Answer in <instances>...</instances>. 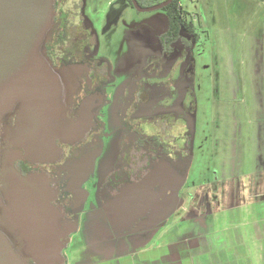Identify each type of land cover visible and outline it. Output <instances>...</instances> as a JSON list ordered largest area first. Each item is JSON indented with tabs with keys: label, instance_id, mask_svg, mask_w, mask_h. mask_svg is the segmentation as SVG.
<instances>
[{
	"label": "flooded vegetation",
	"instance_id": "flooded-vegetation-1",
	"mask_svg": "<svg viewBox=\"0 0 264 264\" xmlns=\"http://www.w3.org/2000/svg\"><path fill=\"white\" fill-rule=\"evenodd\" d=\"M135 1L139 5L143 0ZM126 7L137 11L131 0L53 2L54 16L43 53L60 81L61 112L66 120L79 123L77 128L83 129L80 135L72 140L55 139L49 156L39 161L13 138L17 109L0 124V168L7 159L21 176L36 174L48 180L52 190L49 203L61 216L59 264L70 261L67 250L73 254V250L85 249L106 258L136 248L170 214L181 211L177 220L183 222L191 214L196 195L190 186L187 192L184 188L191 167L192 56L202 45L203 33L197 20L194 23L188 18L185 6L170 3L161 8L167 15L165 27L145 29L133 37L134 67L113 69L101 54L98 29L105 32ZM259 80L247 93L253 114L259 117L253 134L261 150L264 77ZM237 119L236 130L220 142L222 149L230 148L229 178L235 176L239 164ZM214 130L216 133L217 126ZM225 164L219 161V169L213 168L212 177L201 179L200 186L216 179L217 173L224 177ZM254 164L261 166L263 157L255 156ZM158 168L162 169L159 177L150 185L156 199L150 201L148 209L144 213L130 210L120 217L122 220L110 222V202L124 187L139 183ZM83 217L86 230L80 231ZM129 217L133 220L125 223L123 219Z\"/></svg>",
	"mask_w": 264,
	"mask_h": 264
},
{
	"label": "water",
	"instance_id": "water-1",
	"mask_svg": "<svg viewBox=\"0 0 264 264\" xmlns=\"http://www.w3.org/2000/svg\"><path fill=\"white\" fill-rule=\"evenodd\" d=\"M131 1L137 11L146 12L173 0L150 7ZM53 2L0 0V124L17 109L13 138L39 161L49 156L55 139L72 140L83 131L77 128L79 123L64 118L60 81L43 53L54 16ZM161 170L121 190L110 202V222L122 220L130 210L144 213L148 209L156 199L150 185ZM0 181V264H59L61 216L49 203L48 180L36 174L21 176L5 159Z\"/></svg>",
	"mask_w": 264,
	"mask_h": 264
},
{
	"label": "crops",
	"instance_id": "crops-1",
	"mask_svg": "<svg viewBox=\"0 0 264 264\" xmlns=\"http://www.w3.org/2000/svg\"><path fill=\"white\" fill-rule=\"evenodd\" d=\"M260 8L253 10L250 16L247 39L239 37L238 21L229 15L219 21L213 18L210 23L228 29L220 32L223 45L219 50L213 43L214 34L211 44L215 50L213 65L222 70L223 77H231L230 91L250 92L251 85L264 77V2L261 11ZM233 20L236 23L231 25L229 21ZM220 51L221 54H217ZM220 86L221 90L227 88L226 83ZM246 107L249 125L243 118L237 120L240 151L235 176L229 178L226 174L227 159L224 177L217 173L216 179L195 189L191 214L183 222L188 223L190 229L197 224V233L166 228L154 230L136 248L127 250L124 259H114L112 253L97 259L100 253L89 251L92 259L97 260L79 264H264V148L256 147L253 128L259 117L254 116L250 100ZM261 119L264 121V113ZM257 155L263 157L261 166L254 164Z\"/></svg>",
	"mask_w": 264,
	"mask_h": 264
},
{
	"label": "rangeland",
	"instance_id": "rangeland-1",
	"mask_svg": "<svg viewBox=\"0 0 264 264\" xmlns=\"http://www.w3.org/2000/svg\"><path fill=\"white\" fill-rule=\"evenodd\" d=\"M108 1L110 0H101V3ZM159 1L143 0V4L145 7H150L156 5ZM179 3L187 9L188 18L192 19L194 23L197 20V28L203 33L201 34L202 45H200V48L196 47L192 56L194 60V113L191 119V167L189 181L186 185L187 187L184 188V192H187V188L190 186V191L192 192L200 186L201 179L207 178L209 180L213 175V170L219 169V161L226 162L228 159L226 155L229 154L230 148L226 147L227 150L222 149L220 142H225L232 135V132L236 130V126L234 127L235 119L243 118L247 126L249 125L245 116L246 103L250 100L249 94L241 90H235L236 93L235 91H230V75L223 77L222 70L217 69L212 62L213 54L215 53L211 44L212 35L214 34L213 43H215V48L219 50L223 45L221 36H219L220 32L222 30L225 33L228 29L221 26H212L210 23L213 18H217L219 21L222 17L229 15L231 19L238 21V31L241 34L239 37L242 40L247 39V27H249L250 16L253 10L259 9V7H261L259 11L262 10L263 0H180ZM219 16L220 18L218 19ZM229 22H231V25L236 23L234 20ZM166 24L167 15L163 9L137 12L132 8L126 7L122 15L117 17L105 32L98 29L101 54L110 61L113 69L134 67L133 62H131L134 55L133 37L145 29L163 28ZM227 24L228 21H226ZM209 31L211 32V38H208ZM217 54L220 55L221 51ZM231 55L234 57L238 56V54ZM213 67L218 74L215 73ZM238 80L240 82V77ZM224 83L227 84V88L225 87L224 90H221L220 84ZM216 89L221 91L215 93ZM215 126H217L218 130H216V133L214 130ZM218 138L220 140H217ZM182 192L183 189L179 191L180 194ZM205 209L208 210V208L203 207V210ZM182 214L181 211L170 214L166 222L155 230L161 231L162 228H166L182 232L186 231V234L197 233L195 231L198 228L197 224H194L193 228L190 229L188 223L179 224L177 222V218ZM84 221V217L79 221L80 231L86 230ZM177 225L181 228H175ZM125 252L112 253L111 256L114 259H124ZM67 253L69 258H71L67 264H79L81 261L103 258L100 256L97 259H92L89 252L85 249L73 250V254H70V250H67Z\"/></svg>",
	"mask_w": 264,
	"mask_h": 264
},
{
	"label": "trees",
	"instance_id": "trees-1",
	"mask_svg": "<svg viewBox=\"0 0 264 264\" xmlns=\"http://www.w3.org/2000/svg\"><path fill=\"white\" fill-rule=\"evenodd\" d=\"M179 1H180V0H173V1L171 2V4H172V5H177ZM263 2H264V1H263ZM139 5H140L141 7H145V5L143 4V1H141V3H139ZM175 11H176V10H175ZM175 11H174V14H175ZM174 20H175V21H178V20H179V16H178V15H175V16H174Z\"/></svg>",
	"mask_w": 264,
	"mask_h": 264
}]
</instances>
